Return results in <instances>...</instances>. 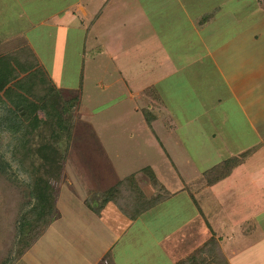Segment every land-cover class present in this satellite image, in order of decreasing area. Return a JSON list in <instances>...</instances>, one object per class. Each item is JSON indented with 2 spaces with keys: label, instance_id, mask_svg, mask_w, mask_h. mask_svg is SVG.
<instances>
[{
  "label": "crops",
  "instance_id": "0c3cea01",
  "mask_svg": "<svg viewBox=\"0 0 264 264\" xmlns=\"http://www.w3.org/2000/svg\"><path fill=\"white\" fill-rule=\"evenodd\" d=\"M260 1L0 0V53L29 46L49 74L40 52L53 49L50 56L54 61L66 59L67 63L69 58L72 61V57H78L80 51L83 53L92 35L101 40L99 35L105 38L99 49L112 61L120 59L123 69L132 74L129 82L140 72L143 84V73H147L143 66L151 67L148 73L153 81L141 90L145 93L149 87L155 88L161 101H152L154 105L161 103L166 107L167 85L162 90L161 84L168 82V87L175 89L180 84L185 98L181 114L189 128L183 135L179 133L181 129L173 123L174 112L169 113L170 119L161 120L170 135L185 137V143L180 140L185 150L191 146L192 155L197 152L198 157L200 153L202 165L197 163L193 176L198 170L202 179L211 175L202 182L204 190L197 196L198 201L192 192L196 185L192 184L194 188L168 192L169 197L134 220L111 202L99 211L98 207L90 209L82 201L72 214L84 218L89 215L94 219L84 221L82 232L76 238L62 236L59 229L50 231L57 222L55 219L48 226L49 230L39 237L53 235L50 244L36 249L40 243L38 238L14 264H123L115 255L127 232L140 223L150 227L146 221L163 201L174 198L179 192H185L181 196L186 199L187 216L177 229L163 235L165 237L159 238L160 243H157L164 248L161 252L167 264H221L216 259L218 253L225 256L227 264H264V255L259 250L264 246V66L260 64L254 69L251 66L253 55L249 51L242 55L245 50L215 52L210 49L212 42L236 41L241 37L236 27L241 20L250 18V14L264 9ZM195 10L198 15H194ZM187 36L199 41L198 51L194 59L185 51L183 65L179 67L180 60H176L179 47H186L179 40ZM52 40L53 43H47ZM128 42L132 45L128 46ZM126 58L136 60L126 63ZM252 72H255L254 77L250 75ZM197 98L200 102L194 113L188 102ZM158 120L159 116L153 115L152 123ZM197 121L201 130L191 129ZM195 136L200 137L199 145H188L187 138ZM192 155L188 156L186 164L194 163ZM104 191L103 188L97 190ZM63 209L68 211L71 207L65 205ZM257 233L261 237L254 238ZM235 234L243 239L235 238ZM52 239L56 241L55 250H52ZM61 243L66 244L61 247Z\"/></svg>",
  "mask_w": 264,
  "mask_h": 264
},
{
  "label": "rangeland",
  "instance_id": "374dc122",
  "mask_svg": "<svg viewBox=\"0 0 264 264\" xmlns=\"http://www.w3.org/2000/svg\"><path fill=\"white\" fill-rule=\"evenodd\" d=\"M260 3L264 8V0ZM194 15H198V11L195 10ZM250 16L241 20L239 27H236L240 29V34L245 35H241L236 41L212 42L210 49L215 52L245 50L242 55H247L249 51L253 55L251 66L258 69L257 66L260 64L264 66V9ZM98 37L101 40H96V36L92 35L86 42L83 53L80 51L78 57H72V61L69 58L67 63L66 59L62 62L54 61L55 58L50 56L54 52L53 49L40 52L59 95L67 102L64 107L70 108L72 104L78 106L73 111L74 125L70 139L67 137L53 139L49 136L51 124L49 117L46 118L47 121L42 117L34 118L18 132L9 130L8 123H11L5 120L9 115L8 111L0 105V264H14L17 260V244L22 236L21 217L33 205L34 192L38 193L46 205L50 204L55 193L56 199L52 201V205L56 210L52 214L55 215L57 222L52 223L50 231L56 232L59 229L62 236L76 238L82 232L80 229H83L84 221L87 219L92 221L94 217L89 215L85 218L76 217L72 213L78 210L82 201H85L90 209L99 208L101 193L97 190L103 188L108 191L117 185L118 178L122 180L134 175L135 184L143 194L140 196V193L135 194L134 197L145 204L146 201L163 200L169 197L168 192H177L183 187L186 190L191 189L194 186L192 184L196 185L192 192L198 201L197 196L204 190L202 182H206V177L211 176L207 175L202 179L199 170L193 176L197 163L198 166L202 165L199 161L200 153L198 157L197 152L192 155L191 146H187L185 150L181 146L183 142L185 143V137L170 135L166 124L161 120L170 119L169 113L174 112L173 123L181 129L179 133L183 135L185 129L189 128L181 114L185 104L182 86L178 84L179 88L175 89L169 88L168 82L161 84L162 90L167 85L164 90L166 107L161 103L160 106L154 105L149 93L155 88L149 87L145 93L141 90L143 86H150L153 81L151 74L148 73L151 67L148 64L143 66L147 71L143 73L145 76L143 84L139 78L140 72L132 83L129 82L128 77L132 74L123 69L120 59L112 61L99 49L105 43V38L99 35ZM53 42L54 40L47 43ZM179 43L184 47L186 45L185 48L179 47V52H176L178 54L176 60L177 62L180 60L178 64L181 67L185 51H189L187 52L189 57L194 59L198 51L196 44L199 41H192L187 36L180 39ZM130 45L132 43L128 42V46ZM135 60L126 58V63ZM158 60H162V57H158ZM238 61L240 62V59ZM156 67L157 65L154 66V71L157 70ZM162 75L164 74L160 76ZM250 75L254 77L255 72ZM196 84L198 85V82ZM199 102V98L188 102L194 108V113ZM146 113L159 116V120L148 125ZM200 127V122L197 121L190 128L201 130ZM198 139L199 136L187 138L188 145H199ZM180 140L183 142L180 143ZM190 155L194 163L186 164L185 161ZM63 160L64 164L60 170L59 165ZM59 173L60 179L57 178ZM179 193L174 198L163 201L159 210L156 209L153 217L146 221L150 227L140 223L127 232L121 245L117 247L118 252L115 256L119 262L166 263V258L161 252L164 248L160 244L157 246V243H160L159 238L163 235H169L172 230L177 229V225L187 216L186 199L185 196H181L185 192ZM65 205L70 206L71 210L63 209ZM48 230L49 227L46 228V232ZM257 236L261 237V234L257 233L253 237ZM236 237H240L239 240L243 239L240 234H235ZM50 238H54L53 235L42 236L37 240L40 243L35 248L44 244L48 246ZM52 240L54 243L52 250H55L56 241ZM227 240L225 238L224 241ZM63 244L66 243H61V247ZM68 246L66 245L67 252ZM259 250L261 255H264V246ZM52 259L55 260L53 257ZM216 259L221 264L226 263V258L222 254L218 253Z\"/></svg>",
  "mask_w": 264,
  "mask_h": 264
},
{
  "label": "trees",
  "instance_id": "16d2710c",
  "mask_svg": "<svg viewBox=\"0 0 264 264\" xmlns=\"http://www.w3.org/2000/svg\"><path fill=\"white\" fill-rule=\"evenodd\" d=\"M149 95L153 102L161 101L155 89ZM66 104L31 47L25 46L7 54L0 53V105L8 111L9 115L5 120L12 124L11 126L8 123L9 130L18 132L34 118L42 117L47 121L46 118L49 117V136L53 139H70L74 125L73 111L78 106L72 104L70 108H65ZM152 117L146 113L148 124L152 123ZM40 150L42 151L41 148ZM63 164L64 160L59 165L60 170ZM58 176L60 179V173ZM135 194L140 196L142 193L135 184L134 175H131L99 195L101 202L98 210L111 202L125 216L134 220L139 214L162 201L155 199L144 204L143 201L136 200ZM32 198L33 205L21 217L22 236L17 244L16 259L31 247L55 219L53 214L56 208L52 205V201L56 199L55 193L49 205L36 192L32 193Z\"/></svg>",
  "mask_w": 264,
  "mask_h": 264
}]
</instances>
